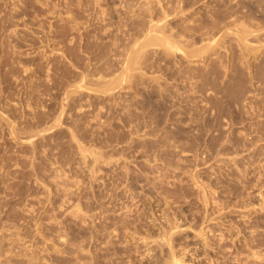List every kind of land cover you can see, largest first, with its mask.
Returning <instances> with one entry per match:
<instances>
[{
  "label": "rangeland",
  "instance_id": "obj_1",
  "mask_svg": "<svg viewBox=\"0 0 264 264\" xmlns=\"http://www.w3.org/2000/svg\"><path fill=\"white\" fill-rule=\"evenodd\" d=\"M87 1L0 0V264H264V0ZM149 14L216 45L124 70Z\"/></svg>",
  "mask_w": 264,
  "mask_h": 264
},
{
  "label": "bare ground",
  "instance_id": "obj_2",
  "mask_svg": "<svg viewBox=\"0 0 264 264\" xmlns=\"http://www.w3.org/2000/svg\"><path fill=\"white\" fill-rule=\"evenodd\" d=\"M83 1H84V0H83ZM85 1H86V0H85ZM88 1H89V0H88ZM88 1L86 2V4L89 3V2H90L89 4H91L92 1H94V0L89 1V2H88ZM78 2H79V1H78ZM94 2H95V1H94ZM83 3H85V2H83ZM97 4L99 5L100 2H98V3L94 4V5L96 6ZM79 5H80V4H79ZM100 5H101V4H100ZM80 6H81V5H80ZM83 6H84V5H83ZM87 6H89V5H87ZM92 7H93V6H92ZM92 7L89 6L90 11L94 10V9H92ZM99 7H100V6H99ZM99 7H96V8H99ZM228 7H230V6H228ZM228 7H227V8H228ZM236 7H237V6H236ZM82 8H84V7H82ZM93 8H95V7H93ZM96 8H95V9H96ZM103 8H104V7H101V8H100V13L105 14V13H104V12H106L105 9L103 10L104 12L101 11V9H103ZM74 9H75V8H74ZM89 9H87V11H88ZM216 9H219V8H216ZM235 9H236V8H235ZM225 10H226V9H225ZM233 10H234V9H233ZM82 11H83V10H82ZM96 11H97V10H96ZM142 11H143V10H142ZM92 12H93V11H92ZM94 12H95V11H94ZM98 12H99V11H97L96 14H97ZM233 12H234V11H231L230 13H233ZM84 13H85V12H84ZM84 13H83V14H84ZM86 13H87V12H86ZM100 13H98V16H99ZM142 13H143V12H142ZM215 13H217V12H215ZM235 13L238 14V12H234V14H235ZM87 14H89V13H87ZM103 14H102V17H103ZM165 14H166V13H165ZM165 14L163 15V17L166 16ZM213 14H214V13H213ZM213 14L210 15V16H213ZM224 14H225V13H224ZM236 14H235V16H236ZM92 15L94 16V14H92ZM92 15H90V16H92ZM117 15H118V14H117ZM135 15L138 16V14H135ZM139 15H140V14H139ZM146 15H147V14H146ZM146 15H144V16H146ZM149 15H150V14H149ZM230 15L232 16V14H230ZM230 15H229V16H230ZM74 16H75V15H74ZM98 16H96V17H98ZM119 16H120V14H119ZM124 16H125V15H124ZM136 16L131 15V17H136ZM151 16H152V15L147 16V18L150 17L149 19H153V18H151ZM235 16H233V18L231 17V19H232V20H233V19H238V18L240 17V16L237 17V16H238V15H237V16H236L237 18H236ZM84 17H85V16H84ZM96 17H95V19H97ZM214 17H216V16H214ZM71 18H73V17H71ZM117 18H118V17H117ZM121 18H122V17H121ZM144 18H146V17H144ZM165 18H166V17H165ZM191 18H192V17H191ZM228 18H230V17H228ZM243 18H244V17H243ZM245 18H246V17H245ZM87 19H88V18H87ZM92 19H93V18H92ZM103 19H104V18H103ZM103 19H102V21H103ZM158 19H159V20H157L156 22H155V20L153 19V20H154V21H152L153 23H149V22H151V20H148V23H147V25L149 24L148 27H147V28L144 27L145 29H141V30H140L141 33H139V34H142V30H146V31H143V34H142V40H141V36H140L139 39H140L141 41L138 40V41H140V42L137 41L138 43H135V41H134L135 38H133L134 40L132 39V41L134 42L133 44H136V45H137V46L135 45L136 47H134L133 44H128V45H126V48L124 47L125 50H126V49H129V48H130L129 45H132V46H133V47H131L132 49L130 48V49H131V50H130V53H129V54L127 53V54L125 55V56H127V57H125V63H127V62H128V63H127L125 66H123L124 63L121 62V63H123L122 66H123V69H124V70H127L128 68H130V69L132 68L133 72L136 70L135 67H138L139 64L143 61L142 58H145L144 56H147V55H141V56H140V54H142L143 52L145 53V52L147 51V49H144V48H146V47H149V46H147V45H151V44H153L154 47H158V46L162 47V45H163L165 48L167 47V49H168V48L171 49V50L168 49V50H169L168 53L171 52L170 54L175 53V52H173L175 49H176L175 51L177 52V51H179L178 49L182 50V48H187V49H184L185 51L182 50V52H180V53H183V52H186V50H188L187 52L190 53V54H188V55H191V56H189V58L186 59L187 61H188L190 58H193L192 55H194V54H196V53H198V52H199V53H203L204 51H207L208 49L210 50V48H211L210 46H212V45L215 46V45H216V43H212V44L210 43L212 37H213V41H211V42H214V36H212L210 40H208L209 38H207V40H205L206 42L209 41V42H207V43H208V44H207L208 47H205V46H206L205 42L199 44L198 42H199L200 40L197 42L198 45L195 43L194 46H191V45H193L194 42L191 43L190 40H189V39H190L189 37H191L192 35H191V36H188V37H184V36H185V35L183 36L184 33H183V34H179V32L174 33V32H172V31H180V29L177 30V29H175V28H172L171 25H169V24H168V25H169L170 27L168 28V26L166 25V24H167V23H166V19H165V20H164V18H163V19L158 18ZM240 19H241V17H240ZM74 20H76V19H74ZM79 20H80V19H79ZM82 20L85 21V19H82ZM114 20H115V19H114ZM119 20H120V19H119ZM129 20H130V19H129ZM143 20H144V19H143ZM185 20H186V19H185ZM211 20H213V19H211ZM216 20H218V19H216ZM221 20H222V19H221ZM227 20H229V19H227ZM238 20H239V19H238ZM238 20H237L236 22H238L239 24L236 23L235 20H233V22H235V23H233L232 25H231V24H229V25H231V26H233V27H234L235 24H237V26H239V27H242V26L244 25L242 28H239V27L235 26L237 29H238V28L241 29V30L244 29L243 31L240 30V31L242 32L241 34L236 33V32H240V31H239V30L237 31V29H235V27H234V29H235L236 32H234V33H235V34H238V36L241 35L240 37H237V38H240V40L238 41V44L242 42V44L245 45L244 47L246 48V47H247V46H246V42H247V43L250 42V41L248 40V37H247L248 34H250V29H249V28L247 29L248 26H245L246 24H245L242 20H239L240 22H239ZM243 20H244V19H243ZM245 20H246V19H245ZM224 21H225V20H224ZM229 21L232 22L231 20H229ZM78 22H79V21H78ZM85 22H86V21H85ZM88 22H89V21H88ZM118 22H119V21H118ZM131 22H132V21H131ZM143 22H144V21H142V23H143ZM167 22H168V21H167ZM182 22H183V21H182ZM186 22H187V21H186ZM190 22H191V21H190ZM193 22H194V21H193ZM230 22H229V23H230ZM242 22H243V24H242ZM90 23H91V20H90ZM93 23H94V22H93ZM97 23H98V22H97ZM119 23H120V22H119ZM129 23H130V22H129ZM197 23H198V22H197ZM224 23L226 24L227 22H224ZM240 23H241V24H240ZM75 24H76V23H75ZM79 24H80V23H79ZM98 24H99V23H98ZM111 24H112V23H111ZM188 24H190V23H188ZM198 24H199V23H198ZM208 24H209V23H208ZM248 24H249V23H248ZM93 25H94V24H93ZM104 25H106V24H104ZM104 25H102V26L104 27ZM112 25H113V24H112ZM117 25H118V24H117ZM124 25H125V24H124ZM128 25H129V24H127V27H128ZM142 25H145V24H142ZM179 25H180V27H181V24H180V23H179ZM191 25H192V24H191ZM194 25H195V24H194ZM216 25H217V24H215V25L213 26V27H214L213 29L216 28ZM219 25H220V27H222L224 24L221 22V24H219ZM219 25H217V26H219ZM226 25H227V24H226ZM229 25H228V27L232 28V27L229 26ZM240 25H242V26H240ZM75 26H77V25H75ZM91 26H92V25H91ZM109 26H110V25H109ZM122 26H123V25H122ZM125 26H126V25H125ZM185 26H186V25H185ZM196 26H197V25H195V27H196ZM209 26H210V24H209ZM209 26L206 25V26H204V27H205V29H206V27H207V30H208V27H209ZM77 27H78V26H77ZM89 27H90V26H89ZM94 27H95V25H94ZM110 27H111V26H110ZM110 27H109V28H110ZM117 27H118V26H117ZM139 27H141V26H139ZM178 27H179V26H178ZM195 27H193V29H194L193 31L191 30L192 27H190V28H186V27H185V29H187L188 32L190 31V32L195 33V30H197ZM204 27H203V28H204ZM223 27L225 28V27H227V26L224 25ZM75 28H76V27H75ZM104 28H105V27H104ZM104 28H103V29H104ZM171 28H172V29H171ZM176 28H177V27H176ZM200 28H201V27H200ZM209 28L212 29V27H209ZM95 29H98V28H95ZM99 29H100V27H99ZM105 29H107V28H105ZM110 29H111V28H110ZM115 29H116V28H115ZM117 29H118V28H117ZM117 29H116V30H117ZM120 29H121V28H120ZM125 29H126V27H125ZM185 29H184V30H185ZM188 29H190V30H188ZM211 29H210V30H211ZM226 29H229V28H226ZM75 30H78V29H75ZM116 30H115V31H116ZM134 30H135V29H134ZM171 30H172V31H171ZM184 30H183V31H184ZM202 30L205 31L204 29H202ZM207 30H206V31H207ZM247 30H248L249 32H248ZM104 31H105V30H104ZM104 31H102V32H104ZM117 31H118V30H117ZM128 31H129V30H128ZM131 31H133V30H131ZM198 31H201V30H198ZM206 31H205V32H206ZM133 32H134V31H133ZM184 32H185V31H184ZM207 32H209V30H208ZM212 32H215V31L212 30ZM114 33H115V32H114ZM122 33H124V32H122ZM135 33H136V32H135ZM193 33H192V34H193ZM196 33H197V32H196ZM196 33H195L194 35H196ZM210 33H211V32H210ZM234 33H233V35H235ZM245 33H246L247 35H246ZM83 34H84V33H83ZM85 34H86V33H85ZM136 34H138V33H136ZM186 34H187V33H186ZM188 34H189V33H188ZM200 34H202V33L200 32ZM242 34H245V36H243ZM202 35H203V34H202ZM204 35H205V34H204ZM204 35H203L202 37H204ZM209 35H212V34H209ZM214 35H215V34H214ZM80 36H81V35H80ZM83 36H84V35H83ZM113 36H114V35H113ZM124 36H125V35H124ZM138 36H139V35H138ZM197 36H198V35H197ZM200 36H201V35H200ZM200 36H199V37H200ZM114 37H115V36H114ZM126 37H127V36H126ZM207 37H208V34H207ZM109 38H111V37H109ZM191 38H192V37H191ZM194 38H196V37H193L192 40H194ZM232 38H233V40L235 39L234 37H232ZM237 38H236V39H237ZM246 38H247V39H246ZM112 39H113V38H112ZM124 39L127 40V38H124ZM199 39H200V38H199ZM201 39H202V38H201ZM236 39H235V41L237 42L238 39H237V40H236ZM106 40H107V39H106ZM122 40H123V39H122ZM215 40H216V39H215ZM247 40H248V41H247ZM112 41H114V40H112ZM116 41H119V40H116ZM116 41H114V42H116ZM194 41H195V40H194ZM100 42H101V41H100ZM104 42H105V41H104ZM109 43H110V42H109ZM128 43H130V41H128ZM95 44H96V43H95ZM97 44H98V43H97ZM102 44H103V43H102ZM102 44H101L100 47H98V48L101 49V48H102ZM106 44H108V43H106ZM115 44H116V43H115ZM155 44H158V46H157V45L155 46ZM160 44H161V45H160ZM204 44H205V45H204ZM248 44H249V43H248ZM93 45H94V44H93ZM120 45H121V44H120ZM181 45H182V46H181ZM195 45H196V46H195ZM201 45H203V47H202ZM90 46H91V45H90ZM96 46H99V45H96ZM96 46L94 45V47H96ZM115 46H117V45H115ZM127 46H129V48H128ZM183 46H184V47H183ZM214 46H213V47H214ZM94 47H93V48H94ZM118 47L120 48L119 45L117 46V48H118ZM164 47H162V48H164ZM179 47H181V48H179ZM193 47H195L196 49L194 48V49H195V50H194ZM200 47H201V49H202V50L200 49L201 52H200V50H198ZM238 47L240 48V47H242V46H239V45H238ZM244 47H243V48H244ZM88 48H90V47L88 46ZM88 48H87V49H88ZM98 48H97V49H98ZM112 48H113V47H112ZM121 48H123V46H121ZM214 48H216V47H214ZM214 48H213V49H214ZM243 48H242V49H243ZM95 49H96V48H95ZM102 49H103V48H102ZM104 49H105V48H104ZM110 49H111V48H110ZM158 49H160V48H158ZM167 49H166V50H167ZM206 49H207V50H206ZM89 50H90V49H89ZM92 50H94V49H92ZM193 50H194V51H193ZM203 50H204V51H203ZM85 51H87V50H85ZM94 51H95V50H94ZM100 51H101V50H100ZM100 51L98 50L97 53H99ZM111 51H112V50H110V52L108 51V53H111ZM162 51H163V50H162ZM210 51H211V50H210ZM212 51H214V50H212ZM87 52H90V51H87ZM102 52H103V51H102ZM105 52H106V51H105ZM122 52H123V51H122ZM172 52H173V53H172ZM187 52H186V54H187ZM90 53H91V52H90ZM92 53H93V52H92ZM106 53H107V52H106ZM112 53H113V51H112ZM119 53H121V52H119ZM124 53H125V52H124ZM163 53H164V52H163ZM191 53H193V54H191ZM199 53L196 54V55L198 56ZM95 54H96V53H95ZM121 54H122V53H121ZM186 54L184 53V56H185ZM86 55H89V54H86ZM86 55H85V56H86ZM90 55H91V54H90ZM92 55H93V54H92ZM107 55H108V54H106V56H107ZM113 55H114V53H113ZM116 55H117V54H116ZM188 55H186L185 57H187ZM83 56H84V55H83ZM97 56H98V55H97ZM103 56H104V55H103ZM164 56H166V55H164ZM181 56H182V55H181ZM87 57H88V56H87ZM115 57H116V56H115ZM120 57H122V56H120ZM138 57H140V58L142 57V58H141L142 61L140 60V63H139V61L137 62V60H139ZM185 57H184V58H185ZM91 58L93 59L94 57H91ZM101 58H102V57H101ZM101 58H100L101 61H102V59L105 60V56H104V58H102V59H101ZM111 58H112V57H111ZM118 58H119V56H118ZM123 58H124V56H123ZM126 58H127V59H126ZM89 59H90V58H88V60H89ZM113 59H114V57H113ZM113 59H112V60H113ZM145 59H146V58H145ZM83 60H84V59H83ZM96 60L99 61V58L95 59V61H96ZM114 60H115V59H114ZM98 61H97L98 66L94 65L95 67L93 66V67H94L93 70H92V68L89 69V71L92 70L93 73H91L92 71L87 72V73L94 74V72H96L95 74H97L98 71H99V73H101L100 70H97V71L95 70V68L100 67L99 65H101V63H102V62H98ZM106 61H107V60H106ZM121 61H122V59H121ZM190 61H191V59H190ZM91 62H92V61H91ZM91 62H89V63H91ZM104 62H105V61H104ZM112 62H113V61H112ZM91 64H92V63H91ZM114 64H116V63H114ZM119 64H120V62H119ZM136 64H138V65H136ZM105 65H106V64H105ZM112 65H113V64H112ZM134 65H135V67H134ZM109 66H110V65H109ZM122 66H121V67H122ZM126 66H127L128 68H127ZM82 67H83V65H82ZM125 67H126L127 69H125ZM143 67H144V66H143ZM83 68H85V67H83ZM88 68H89V67H88ZM103 68H104V67H103ZM109 68H111V67H109ZM115 68H117V67H115ZM139 68L141 69V67H138V69H139ZM85 69H86V68H85ZM97 69H99V68H97ZM120 69H121V68H120ZM130 69L128 70V71H130V72H128V71H124V72H122V70H120V72H122V74H121V73L118 74V75H119V78H121V76H122L124 73H127V72H128L127 74H130V75H131V72H132V71H131ZM138 69H137V70H138ZM82 70H83V69H82ZM106 70H109V69L107 68ZM83 71H84V70H83ZM85 71H86V70H85ZM114 71H116V70H114ZM114 71H113V72H114ZM138 71H139V70H138ZM104 72H105V71H103V73H104ZM82 73L86 74V72H82ZM99 73H98L97 76L100 75ZM103 73H102V74H103ZM108 73H109V72H108ZM102 74L100 75L101 77H99V79H97V80H93V79H96V78H98V77L91 78L92 81H93V85H95L96 87H99V89L95 87V88H96V91H97V90H99V91H103V90H102V89H103V85L105 86V87H104V90H107V91H109V89H106L107 86H108V88H110V89L113 88V87H111V86H114V88H113V92H112V90H110L111 93H114V89H115V87L118 85V81H120V80H122V79H120V80H118V81H116V80L114 81V79L117 77V74L115 73V74H116V75H115L116 77H115V76L110 77L111 75L114 74V73L112 74V71H111L110 76H108V74L106 75L107 78H106V76H102ZM127 74H124V75L127 76ZM133 74H134V73H133ZM140 74H141V73H140ZM89 76H90V75H89ZM91 76H92V75H91ZM94 76H95V75H94ZM125 76H124V77H125ZM92 77H93V76H92ZM108 77H109V78H108ZM127 77H128V76H127ZM127 77L123 78V80L126 79ZM189 77H190V76H189ZM101 78H102V79H101ZM103 78L106 79V80L108 79V80H107V81H106V80L104 81ZM111 78H112V79H111ZM140 78H141V77H140ZM195 78H196V77H195ZM110 79L113 80L114 82H116V84H114V85H110L109 82H111V84H113V81H110ZM141 79H142V78H141ZM191 79H193L192 76H191ZM191 79H190V80H191ZM98 80H100V82H99L98 84H96V82H97ZM101 80H102V82H101ZM142 80H143V79H142ZM142 80H140V81H142ZM190 80H189V81H190ZM194 80H195V79H194ZM138 81H139V80H138ZM191 81H193V80H191ZM191 81H190V85H192V86H190V87H193V84L191 83ZM103 82H106V85H107V86H106L105 83H103ZM107 82H108V84H107ZM193 82H194V81H193ZM94 83H95V84H94ZM100 83H101V84H100ZM102 83H103V84H102ZM99 85H100V86H99ZM109 85H110V86H109ZM100 88H102V89H100ZM192 89H193V88H192ZM107 91H105V93H108ZM110 92H109L108 94H110ZM112 95L115 96L114 94H112ZM108 97H109V96H108ZM164 97H165V96H164ZM109 98H110V97H109ZM111 98H112V97H111ZM116 98H117V97H116ZM109 100H110V99H109ZM141 108H143V107H141ZM144 110H147V109H144ZM148 110H149V109H148ZM148 110H147V111H148ZM147 111H145V113H146ZM142 113H143V112H142ZM142 113H140V114H142ZM145 113H144V114H145ZM147 113H148V112H147ZM157 114H158V113H157ZM151 115H152V114H151ZM155 115H156V114H155ZM160 115H161V114H160ZM167 115H168V114H167ZM140 116H142V115H140ZM143 116H144V115H143ZM128 117H130V116H128ZM144 117H145V116H144ZM160 117H161V116H160ZM138 118H140V117H138ZM147 118H148V117H147ZM147 118H146V119H147ZM142 119L144 120L145 118H141V120H142ZM146 119H145V120H146ZM154 119H156V118L153 117L152 120H154ZM158 119H159V118H158ZM135 120H137V119H135ZM166 120H167V119H166ZM161 121H162V120H161ZM136 122H137V121H136ZM143 122H144V121H143ZM151 122H152V121H151ZM154 122H155V121H153V123H154ZM164 122H165V121H164ZM164 122H163L162 124H164ZM129 123H130V122H129ZM139 123H140V122H139ZM139 123H138V124H139ZM141 123H142V122H141ZM144 123H145V122H144ZM146 123H148V121H147ZM146 123H145V124H146ZM130 124H131V123H130ZM145 124H144V125H145ZM128 125H129V124H128ZM144 125H141V127H143ZM147 125H149V123H148ZM147 125H146V126H147ZM149 126H152V124L149 125ZM162 126L165 127L164 125H161L160 127H162ZM128 127H129V126H128ZM163 127H162V128H163ZM155 128H156V127H155ZM150 129H151V128H150ZM159 129H160V128H159ZM167 129H168V128H166L165 130H167ZM136 132H137V130H136ZM166 132H167V131H165V133H164V138L166 137V135H167V133H168V132H167V133H166ZM133 133H134V132H133ZM154 133H156V132H153V131H152V134H154ZM169 133H171V132H169ZM131 134H132V132H131ZM139 134H140V133H139ZM152 134H151V135H152ZM156 134H157V133H156ZM165 134H166V135H165ZM173 134H174V133H173ZM120 136H121V135H120ZM154 136H155V135H154ZM157 136H158V135H157ZM157 136H156V137H157ZM72 137H74V136H72ZM143 137H144V136H143ZM156 137H155V138H156ZM169 137H170V136H169ZM161 138H162V137H161ZM166 138H168V137H166ZM176 138H178V137H176ZM117 139H118V138H117ZM125 139H126V138H125ZM148 139H149V138H148ZM152 139H153V138H152ZM166 140H167V139H166ZM164 141H165V140H164ZM168 142H169V140H168ZM166 144H167V143H166ZM160 145H163V144H160ZM164 145H165V144H164ZM168 145H170V144H168ZM160 147H161V146H160ZM164 147H165V146H164ZM168 147H169V146H167L166 149H167ZM157 148H159V147H157ZM171 148H172V146H171ZM160 151H161V150H160ZM162 151H163V150H162ZM164 151H165V150H164ZM155 152H156V151H155ZM155 152H154V153H155ZM166 152L169 153V151H166ZM103 154H104V153H103ZM162 154H164V153H162ZM98 155H99L100 157L97 156V154L93 155V156H94V160H93V162H94L95 160H96L95 162H97L99 158H102L101 156H104V155H102V154H98ZM168 155H169V154H168ZM95 156H97V157H99V158L95 159ZM105 156H107V155H105ZM105 156H104V157H105ZM154 156L158 157L157 154L154 155ZM163 156H164V155H163ZM169 156H171V155H169ZM110 157H112V156H111V155H110V156L108 155V157H106V160H107V158H109V160H110ZM165 158H166V157H165ZM109 160H107V162H110V161H111V160H110V161H109ZM99 161H100V159H99ZM162 161H163V160H161V162H162ZM167 161H168V160H167ZM169 161H171V160L169 159ZM93 162H92V164L95 163V162H94V163H93ZM164 163H165V162H164ZM168 163L171 164V162H168ZM168 163H167V165H168ZM117 164H118V163H117ZM121 164H125V163H121ZM121 164H120V166H122ZM170 164H169V165H170ZM172 164H173V163H172ZM172 164H171V165H172ZM95 165H96V164H95ZM123 166L125 167V165H123ZM162 166H163V165H162ZM93 167H94V166H93ZM166 167H167V166H166ZM127 169H128V168H127ZM58 174H59V173H58ZM55 175L57 176V173H56ZM52 177H53V176H52ZM58 177H59V176H58ZM54 178H56V177H53V180H54ZM61 178H62V177H61ZM56 179H57V178H56ZM56 179H55V181H56ZM62 179H63V178H62ZM51 181H52V180H51ZM56 182H58V181H56ZM54 183H55V182H54ZM63 183H64V182H63ZM63 183L60 182V184H63ZM56 185H58V184L55 183V186H56ZM57 187H58V186H57ZM13 214H15V213H13ZM19 214H20V213H19ZM168 222L170 223L171 221H168ZM168 222H167V223H168ZM172 222H173V221H172ZM0 225H1V223H0ZM175 225H176V224L173 222V223H170L169 225H167V226H168V227H167V231H166L165 229H163V230H165V231H163V236H164V239H165V241L163 240V242H164L165 244L168 243V244H167V245H168L167 247H168V249L170 250V251H169V252H170V255L173 253V250H172V248H173V247H172V246H173V243H172V242H173V240L175 239L174 236L177 235V233L180 232L179 230L182 229V227H181L182 225L180 226V225H178V223H177L178 226H177V225L175 226ZM180 227H181V228H180ZM178 228H179V230H177ZM181 231H182V230H181ZM165 232H167V233L165 234ZM167 234H168L170 237H168ZM165 235H166L167 237H166ZM171 235H174V236L172 237ZM178 235H179V234H178ZM169 238H170V239L172 238V240H170ZM173 238H174V239H173ZM168 239H169L170 241H168ZM166 240H167V241H166ZM170 243H172V244H170ZM171 250H172V251H171ZM170 259H172L171 261L168 260L170 263L166 262V264H178V263H181V264H182L181 259H180V258H177L176 256H174V254H173L172 256H170Z\"/></svg>",
  "mask_w": 264,
  "mask_h": 264
}]
</instances>
